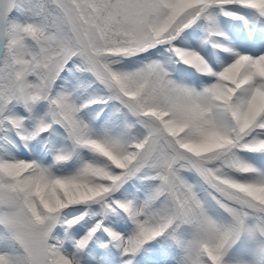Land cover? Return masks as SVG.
<instances>
[{
	"label": "snow or ice",
	"instance_id": "1",
	"mask_svg": "<svg viewBox=\"0 0 264 264\" xmlns=\"http://www.w3.org/2000/svg\"><path fill=\"white\" fill-rule=\"evenodd\" d=\"M0 264H264V0H0Z\"/></svg>",
	"mask_w": 264,
	"mask_h": 264
}]
</instances>
